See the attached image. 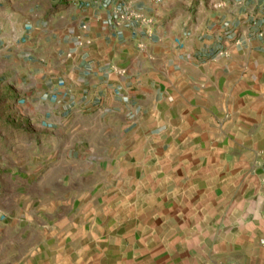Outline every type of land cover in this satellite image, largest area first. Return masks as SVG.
<instances>
[{"label":"crops","instance_id":"crops-1","mask_svg":"<svg viewBox=\"0 0 264 264\" xmlns=\"http://www.w3.org/2000/svg\"><path fill=\"white\" fill-rule=\"evenodd\" d=\"M118 4L0 0V264H92L57 242L98 145L146 170L148 216L196 227L189 264H264V0Z\"/></svg>","mask_w":264,"mask_h":264},{"label":"rangeland","instance_id":"rangeland-1","mask_svg":"<svg viewBox=\"0 0 264 264\" xmlns=\"http://www.w3.org/2000/svg\"><path fill=\"white\" fill-rule=\"evenodd\" d=\"M113 147L96 146L97 155L92 162L93 175L89 183L91 191L79 194V200H90L91 208L86 210L83 203H79L80 207L76 209L75 240L67 241L66 236L61 235L57 242L60 249L66 250L73 245L77 259H82L84 252L86 255L90 252L92 264H165L167 260H172L173 264H189L193 257L187 252L202 248L206 242L196 241L195 226H173L169 219L159 215L148 216V211L141 209L146 201L140 199L142 192H133L132 187L138 184L146 186L151 178L143 169L138 177L126 174L128 171H124V176L112 175L116 169H108L113 162L107 156ZM78 154L76 151V158ZM261 155L255 159L252 169L264 173ZM51 164L52 160L46 159L43 167L47 168ZM126 165L130 166L131 162H123L124 168ZM260 180L264 183V177L261 176ZM85 210L90 212V218L83 215ZM66 219L67 216H63L61 227ZM187 232L192 233L185 235ZM45 243H49L48 248H51V241ZM207 245L208 248L212 247L210 241ZM61 259L66 260L63 256Z\"/></svg>","mask_w":264,"mask_h":264},{"label":"built area","instance_id":"built-area-1","mask_svg":"<svg viewBox=\"0 0 264 264\" xmlns=\"http://www.w3.org/2000/svg\"><path fill=\"white\" fill-rule=\"evenodd\" d=\"M104 3H108L109 0H100ZM143 0H119V4L115 9L114 17L119 19H136L139 18V15L136 14L135 4ZM152 1V0H151ZM159 1V0H153ZM243 1V0H240ZM15 32L17 31L14 28ZM260 163L264 165V155L260 156Z\"/></svg>","mask_w":264,"mask_h":264}]
</instances>
